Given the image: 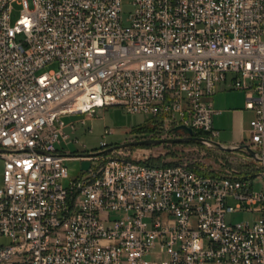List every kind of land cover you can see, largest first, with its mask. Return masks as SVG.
<instances>
[{
    "label": "built area",
    "instance_id": "2783aa9c",
    "mask_svg": "<svg viewBox=\"0 0 264 264\" xmlns=\"http://www.w3.org/2000/svg\"><path fill=\"white\" fill-rule=\"evenodd\" d=\"M122 5L0 0V264H264L260 179L57 147L64 117L119 105L218 148L210 100L230 79L255 114L242 143L255 156L235 151L264 173V0H133L127 24ZM74 159L91 166L70 178ZM236 212L254 220L228 223Z\"/></svg>",
    "mask_w": 264,
    "mask_h": 264
},
{
    "label": "rangeland",
    "instance_id": "374dc122",
    "mask_svg": "<svg viewBox=\"0 0 264 264\" xmlns=\"http://www.w3.org/2000/svg\"><path fill=\"white\" fill-rule=\"evenodd\" d=\"M21 7L14 4V11L11 15V23L14 24L20 15ZM134 12L133 0H123L122 13L125 24ZM55 64L43 69V72L56 69ZM214 128L220 130V135L214 140L215 143H230L234 141L240 126L244 127L248 118L247 115L239 117L233 114V109L243 106V96L240 92H222L215 98ZM86 116L83 114H73L64 117L67 124L66 133L70 136L67 143L58 144L57 147L62 152L70 153L77 157H85L89 154H108L118 151L119 154L128 153L129 156H148V162L163 164H186L192 168H201L206 171L226 174L231 172L255 178L261 174L263 165L250 159V155L245 151H223L216 147H210L200 141L187 139L182 130L174 131V128H160L151 121V116L147 114H129L121 106L113 105L105 109H100L93 117L83 121ZM155 130H152L153 127ZM108 131L107 134L105 132ZM250 135V134H249ZM244 139L247 134H243ZM184 139L178 143H155L150 145L127 144L150 141V140H177ZM249 141V136L246 138ZM105 143V146L102 144ZM121 156V155H119ZM70 178L82 175V162L74 159L66 163ZM3 162L0 159V186L2 184ZM68 180L65 181V185ZM229 203L235 202L230 199ZM112 219L122 218L121 213H112ZM254 216L249 213L236 212L228 215L227 222L231 224L241 222H252ZM8 238H1V245H9Z\"/></svg>",
    "mask_w": 264,
    "mask_h": 264
},
{
    "label": "crops",
    "instance_id": "0c3cea01",
    "mask_svg": "<svg viewBox=\"0 0 264 264\" xmlns=\"http://www.w3.org/2000/svg\"><path fill=\"white\" fill-rule=\"evenodd\" d=\"M229 91H236V90H233L232 88H231V82H230V79H228L226 82H223V83H220L219 85H218V91H217V93L212 97V99L210 100L211 102H212V106H213V109H214V104H215V102H216V100H215V98L217 97V95L218 94H220V93H222V92H229ZM237 92H240L241 94H242V96H243V106H241V107H238V108H235V109H233V114H234V116H236V119L237 120H239V117H241V116H244V115H247V117H249L247 120H248V122H247V124L244 126V127H242V125L240 126V129H239V131H238V133H237V136H236V138H235V140L234 141H231L230 143H221V144H223V145H225V146H231V145H233V144H242V143H245L246 142V138L249 136V130H250V122H251V120L254 118V116H255V114H254V112L253 111H250V110H247L246 108H245V103H246V99H245V93L244 92H242V91H237ZM216 112V111H215ZM217 113V112H216ZM215 113V114H216ZM68 117V116H67ZM88 118H90V117H85L84 119H83V121H85L86 119H88ZM214 119V118H213ZM218 130V129H217ZM220 131V130H219ZM247 134V137L244 139V137H243V134Z\"/></svg>",
    "mask_w": 264,
    "mask_h": 264
},
{
    "label": "water",
    "instance_id": "95a60500",
    "mask_svg": "<svg viewBox=\"0 0 264 264\" xmlns=\"http://www.w3.org/2000/svg\"><path fill=\"white\" fill-rule=\"evenodd\" d=\"M179 130H182L186 135H188V138L187 139H194V140H197V141H200V142H204L205 140L201 137H198L197 136V132H195L194 130H192L191 128L189 127H186V126H177L174 128V131H179ZM181 141H184V139H177V140H150V141H142V142H136V143H131V144H127L125 146H131V145H150V144H155V143H163V142H168V143H178V142H181ZM217 147L220 149V150H223V151H228V152H233L235 150H238V149H247L251 155L255 156V152L252 151L248 145H240L239 147L237 148H234L232 146H224L222 144H219V143H216ZM90 166H91V162L90 161H83L82 162V171H88L90 169Z\"/></svg>",
    "mask_w": 264,
    "mask_h": 264
},
{
    "label": "bare ground",
    "instance_id": "6f19581e",
    "mask_svg": "<svg viewBox=\"0 0 264 264\" xmlns=\"http://www.w3.org/2000/svg\"><path fill=\"white\" fill-rule=\"evenodd\" d=\"M132 166L133 167H148V159L133 158L132 159ZM176 168H179L181 170H188V165H186V164H175V165L164 166V170H175ZM214 179L228 180V175H226V174H217V175L214 174ZM253 179H260L261 182H264V173L259 174L255 178H249V177L247 178L246 177V180H253Z\"/></svg>",
    "mask_w": 264,
    "mask_h": 264
},
{
    "label": "trees",
    "instance_id": "16d2710c",
    "mask_svg": "<svg viewBox=\"0 0 264 264\" xmlns=\"http://www.w3.org/2000/svg\"><path fill=\"white\" fill-rule=\"evenodd\" d=\"M152 127H153V126H152ZM152 130H155V128L153 127ZM198 136H199V137H202L203 135H202L201 133H199ZM149 164H150L151 166H160V164H158V163H153V162H149ZM163 165H164V166H169V165H175V164H163ZM214 174L217 175V173H214Z\"/></svg>",
    "mask_w": 264,
    "mask_h": 264
}]
</instances>
